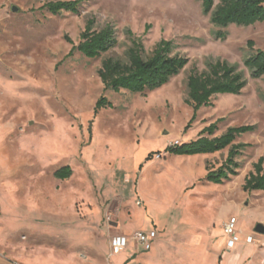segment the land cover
I'll list each match as a JSON object with an SVG mask.
<instances>
[{"label": "rangeland", "instance_id": "1", "mask_svg": "<svg viewBox=\"0 0 264 264\" xmlns=\"http://www.w3.org/2000/svg\"><path fill=\"white\" fill-rule=\"evenodd\" d=\"M51 1L0 0V264H264V234L255 231L264 225V191L243 189L264 158V77L252 79L244 66L264 51V23L221 29L199 0H87L79 15L57 16L43 9ZM90 19L96 31L114 27L118 46L97 59L68 56ZM128 31L146 57L170 41L188 66L147 94L105 91L99 70L108 58L127 62ZM220 31L224 39H216ZM219 60L237 65L247 86L215 96L185 132L195 115L188 78ZM102 96L113 108L96 115ZM220 119L214 137L231 127L257 129L235 142L249 145L238 175L215 185L205 177L230 148L196 157L165 150ZM67 166L72 177L57 180ZM232 217L255 244L227 249L223 225ZM152 230L150 252L132 243L112 255L114 237Z\"/></svg>", "mask_w": 264, "mask_h": 264}, {"label": "trees", "instance_id": "2", "mask_svg": "<svg viewBox=\"0 0 264 264\" xmlns=\"http://www.w3.org/2000/svg\"><path fill=\"white\" fill-rule=\"evenodd\" d=\"M87 0L51 1L43 6L49 13L57 16L63 13L79 15ZM202 2L203 13L211 17L213 25L225 29L230 25L253 26L264 23V0H199ZM128 35L132 40V46L127 52V62L108 58L103 61L99 70V77L105 87V91H128L132 94H147L167 85L172 78L178 76L189 64L187 57L174 54L173 42L162 40L149 57L145 56V50L140 39L134 37L131 31ZM225 33L220 31L216 39H224ZM66 40L73 44L67 37ZM119 44L114 27L107 25L100 31L95 30V20L90 19L86 23L81 34V42L74 46L68 56L78 51L89 59L100 58L116 48ZM253 49L254 42H249ZM244 66L249 71L250 77L259 80L264 77V51L257 50L244 60ZM208 70L198 73L196 70L188 78L187 103L194 109V117L185 129L191 127L196 119V113L202 107H211L212 99L217 95H240L247 86L244 73L239 71L237 65L227 61L207 63ZM106 108H113L112 103L102 96L96 103L95 114ZM223 119L204 128L200 137L194 141L175 144L166 148L165 152L172 156L195 157L201 155H213L230 148L225 163L217 170L209 171L205 181L222 185L238 175L240 168L237 162L243 151L249 147L247 144H235L238 137L253 133L255 125L231 127L226 133L214 137L218 132L219 124ZM154 153L146 159L151 160ZM71 167H64L55 173L58 180H68L72 177ZM243 189L247 193L264 191V158H260L254 165V171L245 179Z\"/></svg>", "mask_w": 264, "mask_h": 264}, {"label": "built area", "instance_id": "3", "mask_svg": "<svg viewBox=\"0 0 264 264\" xmlns=\"http://www.w3.org/2000/svg\"><path fill=\"white\" fill-rule=\"evenodd\" d=\"M223 231L227 236V249L230 251L235 249L243 241L249 245L255 244L254 235H248L246 238L242 237L238 228V220L235 217L230 218L223 225ZM156 239L157 232L154 230L137 231L131 237L124 235L116 236L111 240V252L112 255H119L127 251L132 243L139 248V251L149 252Z\"/></svg>", "mask_w": 264, "mask_h": 264}, {"label": "water", "instance_id": "4", "mask_svg": "<svg viewBox=\"0 0 264 264\" xmlns=\"http://www.w3.org/2000/svg\"><path fill=\"white\" fill-rule=\"evenodd\" d=\"M18 8L16 6L12 7V12H18ZM255 231L259 234H264V225L258 224Z\"/></svg>", "mask_w": 264, "mask_h": 264}, {"label": "crops", "instance_id": "5", "mask_svg": "<svg viewBox=\"0 0 264 264\" xmlns=\"http://www.w3.org/2000/svg\"><path fill=\"white\" fill-rule=\"evenodd\" d=\"M196 157V156H195ZM72 169V168H71ZM58 180V179H57ZM62 181V180H61ZM65 181V180H64ZM156 242V241H155ZM132 245V244H131ZM155 245V243L153 244V246ZM240 245V244H239ZM241 245H245V246H247V245H249V244H246L244 241L241 243ZM133 246H135V244H133ZM153 248V247H152ZM152 250V249H151ZM150 250V251H151ZM234 250V249H233ZM233 250H231V251H233ZM149 251V252H150ZM230 251V250H229ZM140 252H142V251H140ZM136 255V254H135ZM113 256H115V255H113ZM134 257V256H133ZM132 257V258H133ZM131 259V258H130ZM129 259V260H130ZM129 260H127V258H125V259H123V261L120 263V264H126Z\"/></svg>", "mask_w": 264, "mask_h": 264}]
</instances>
